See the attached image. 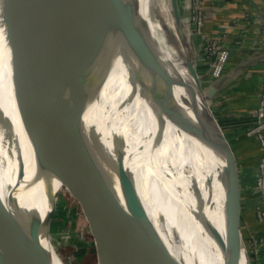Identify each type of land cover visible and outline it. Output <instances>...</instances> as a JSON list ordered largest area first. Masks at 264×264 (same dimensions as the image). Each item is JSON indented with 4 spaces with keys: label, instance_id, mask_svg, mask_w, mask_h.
<instances>
[{
    "label": "water",
    "instance_id": "1",
    "mask_svg": "<svg viewBox=\"0 0 264 264\" xmlns=\"http://www.w3.org/2000/svg\"><path fill=\"white\" fill-rule=\"evenodd\" d=\"M14 1L19 8L16 13L24 9L32 11L38 17L36 75L41 76L43 93L64 125L60 124V129L70 136L104 201L120 211L142 234L150 245L157 263L187 264L184 260L186 254L191 256L195 254L197 258L196 247L199 246L189 242L180 231V227L182 231H185L183 228L188 231L187 226L195 224L214 245L215 254L221 264H252L240 228L235 157L212 110L216 88L204 86L198 75L193 54L190 55L188 65L196 84V92L184 91L197 108L201 103L204 104L202 113L204 134L202 131L201 135L214 159L221 162L220 176L216 183L221 184L224 191L223 227L189 218L180 204L172 205L170 200L166 206L169 211L164 212L160 206L158 207L156 223L155 217L146 209L135 174L130 168L129 161L141 150L139 145L128 150V138L116 134L115 129L110 127L112 122H100V127L105 130L103 133L98 130V122L86 120L91 105L101 96L113 63L123 61L126 50L135 58L144 61L148 59V50L155 54L150 40V44L145 43L136 27L130 0ZM178 5V0H169L174 24L178 33L185 37ZM6 18L9 27L7 41L11 50L12 85L17 88L21 85L24 89L30 83V68L25 57L23 40L24 17L20 14L12 19V14L9 13ZM150 64L154 71L160 68ZM174 81L176 85L184 88L177 77ZM21 99L22 97L19 98L17 108L22 111L26 101L20 102ZM31 106L29 101L28 107ZM154 118L157 119L155 114ZM159 122L161 121L158 120ZM155 134L161 139L163 134L161 124L157 125ZM58 149L61 151L59 163L66 161L72 168L71 179H68L71 192L73 195H80L84 203V212L91 224L97 263L112 264L101 244L108 232L95 216L91 190L73 161L70 150L57 140H52L39 157L35 174L29 181L23 198L12 186L9 187L0 172V186L4 184V187H7L5 191H2L3 188L0 189V264H50L43 254L39 235L41 230L50 245L46 231L48 222L40 219L31 198L39 175L42 176L54 163L51 161V153ZM57 175L61 177V174ZM213 178L214 176L211 180ZM158 185L161 189V185ZM157 192H160L159 195L162 194L161 191ZM150 197L157 206L158 198L152 193ZM170 213L174 215L178 213V220L175 218L179 222L178 226L172 223L174 218ZM111 251L120 264H130L123 257L120 248H112ZM195 262L199 264L198 261Z\"/></svg>",
    "mask_w": 264,
    "mask_h": 264
},
{
    "label": "bare ground",
    "instance_id": "2",
    "mask_svg": "<svg viewBox=\"0 0 264 264\" xmlns=\"http://www.w3.org/2000/svg\"><path fill=\"white\" fill-rule=\"evenodd\" d=\"M130 5L137 29L145 43L150 44V40L155 54L148 50V59L144 61L126 50L123 61L113 63L101 96L91 105L86 120L98 122V130L103 133L105 130L100 127V122H112L110 127L115 129L114 132L128 138V150L139 145L141 152L129 161L130 168L135 174L146 209L155 217L156 223L158 207L164 212L169 211L166 206L170 200L172 205L180 204L189 218L223 227L224 191L222 185L216 183L220 176L221 162L214 159L201 135L202 131L204 134V104L201 103L197 108L185 93L196 92V84L188 65L193 52L189 54L188 41L166 20L168 11L165 0H130ZM17 9L14 0H0V172L9 187L12 186L23 198L40 156L41 127L53 136L58 134L56 137L70 150L73 161L91 190L96 217L101 221V226L107 228L108 233L102 239L106 250L109 252L112 248H120L130 264H158L142 234L120 211L104 201L70 136L60 129V124L64 125L43 93L41 76L36 75L38 17L24 9L16 13ZM156 11L164 17L163 20L154 17ZM9 13L12 19L20 14L24 17V50L30 68V83L24 89L21 85L18 86L20 88L12 85L6 18ZM168 33L175 37L177 46L174 47L167 38ZM150 63L160 68L154 71ZM175 77L184 88L176 85ZM20 97V102L26 101L22 111L17 108ZM29 101L31 107H28ZM158 120L161 122L158 123ZM156 124L163 126L161 139L155 134ZM2 188V191L7 189L4 184L0 186ZM157 191H161L165 197ZM151 193L158 198L157 206L150 197ZM31 203L34 205L32 198ZM170 214L174 218L172 223L178 226V213L176 216ZM191 226H187L188 231L185 228L182 231L180 227L186 239L199 246L196 247L197 258L195 254L184 256L187 264H197L195 260L199 264H221L214 245L204 236L201 228L195 224ZM39 235L40 246L47 261L50 264H63L46 242L41 230Z\"/></svg>",
    "mask_w": 264,
    "mask_h": 264
},
{
    "label": "crops",
    "instance_id": "3",
    "mask_svg": "<svg viewBox=\"0 0 264 264\" xmlns=\"http://www.w3.org/2000/svg\"><path fill=\"white\" fill-rule=\"evenodd\" d=\"M202 33L195 38L196 69L206 88H216L212 110L235 157L240 200V228L254 241L262 235L255 209L264 199L254 192L257 168L264 149L259 141L246 137L264 84V0H200ZM238 25L235 26V23ZM225 35L226 66L211 78L203 50V37ZM252 264H264V245Z\"/></svg>",
    "mask_w": 264,
    "mask_h": 264
},
{
    "label": "rangeland",
    "instance_id": "4",
    "mask_svg": "<svg viewBox=\"0 0 264 264\" xmlns=\"http://www.w3.org/2000/svg\"><path fill=\"white\" fill-rule=\"evenodd\" d=\"M165 4L168 11L165 18L175 26L169 0H165ZM178 4L182 18V28L186 35L184 39L188 41L189 54L193 52L196 63L197 48L195 47V38L201 34L196 33L194 30L191 10L187 7V5H190V0H178ZM154 17L161 20L164 19L158 11L154 13ZM237 25L238 21L235 23V26ZM167 38L172 41L174 47L177 46L175 37L172 34L168 33ZM204 38L206 37H203V41ZM46 130L43 127L40 129V147L38 149V155L40 156L52 140L59 141V138L56 137L57 133L56 136H53ZM60 156V149L51 153V161L54 163L48 168L47 172L42 176L39 175L33 190L32 202L40 219L48 222L46 231L49 244L63 264H99L97 263L91 224L84 212V203L80 195L76 196L71 192L68 179H71L72 168L66 161L60 164L58 161ZM57 174H61V177ZM252 242L250 243V250H248L249 255H251ZM101 244L106 250V246L103 245L102 241ZM106 254L112 264L118 262L117 257L112 254L111 250L109 252L106 250ZM250 257L251 263L256 261L255 256Z\"/></svg>",
    "mask_w": 264,
    "mask_h": 264
},
{
    "label": "built area",
    "instance_id": "5",
    "mask_svg": "<svg viewBox=\"0 0 264 264\" xmlns=\"http://www.w3.org/2000/svg\"><path fill=\"white\" fill-rule=\"evenodd\" d=\"M187 7L191 10V20L194 23V30L196 33L201 34L203 28L202 9L200 7V0H190V5ZM225 39L224 34L219 36H208L204 38V52L208 59L209 74L211 78H217L223 72L228 57L229 51L222 45ZM245 136L254 138L259 141L264 149V84L261 86V93L259 102L256 106L254 118L251 125L245 130ZM264 152L260 158L257 175L255 181L254 192L259 194L264 199ZM255 217L258 224L262 226V235L255 238L251 244V255L258 258L260 249L264 245V208L261 206L256 207Z\"/></svg>",
    "mask_w": 264,
    "mask_h": 264
},
{
    "label": "trees",
    "instance_id": "6",
    "mask_svg": "<svg viewBox=\"0 0 264 264\" xmlns=\"http://www.w3.org/2000/svg\"><path fill=\"white\" fill-rule=\"evenodd\" d=\"M242 235H243V233H242ZM243 239H244V242L246 244L247 249L250 250L251 241L249 242V238L245 237L244 235H243ZM251 262H252V260H251Z\"/></svg>",
    "mask_w": 264,
    "mask_h": 264
}]
</instances>
